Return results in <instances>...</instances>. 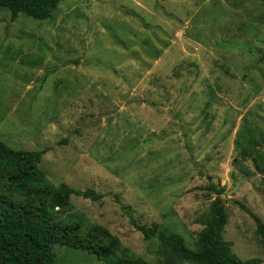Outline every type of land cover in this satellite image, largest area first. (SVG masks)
<instances>
[{
    "label": "rangeland",
    "instance_id": "374dc122",
    "mask_svg": "<svg viewBox=\"0 0 264 264\" xmlns=\"http://www.w3.org/2000/svg\"><path fill=\"white\" fill-rule=\"evenodd\" d=\"M263 58L264 0H63L46 21L0 9V139L46 150L53 185L101 195L72 196L69 214L151 264L188 263L132 218L196 249L214 184L233 253L264 264V174L235 149L244 126L264 139Z\"/></svg>",
    "mask_w": 264,
    "mask_h": 264
},
{
    "label": "trees",
    "instance_id": "16d2710c",
    "mask_svg": "<svg viewBox=\"0 0 264 264\" xmlns=\"http://www.w3.org/2000/svg\"><path fill=\"white\" fill-rule=\"evenodd\" d=\"M63 0H0V9L10 12L11 20L20 15L36 21L50 20ZM264 59V58H263ZM215 93L212 92V99ZM247 127L238 131L235 149L241 158L252 157L264 174V153ZM46 150H14L0 139V264H55L56 248L86 252L104 264H151L125 250L121 242L101 226L88 227L78 216L69 214L72 196L99 201L102 196L91 189H73L65 183L53 185L39 165ZM216 198L210 203L198 247L190 248L179 235L132 223L145 240L157 238L173 254L188 264H261L253 258L241 260L233 245L224 238L228 223L223 189L210 186ZM259 244L264 247V223L256 218Z\"/></svg>",
    "mask_w": 264,
    "mask_h": 264
}]
</instances>
